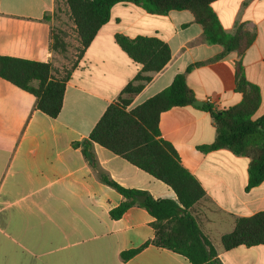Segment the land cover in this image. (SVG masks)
Segmentation results:
<instances>
[{
    "label": "crops",
    "instance_id": "0c3cea01",
    "mask_svg": "<svg viewBox=\"0 0 264 264\" xmlns=\"http://www.w3.org/2000/svg\"><path fill=\"white\" fill-rule=\"evenodd\" d=\"M55 0H0V56L51 64L54 75L62 55L53 51ZM228 33L240 28L255 33L244 53L223 57V47L209 45L190 10L149 14L133 3L111 9L90 46L70 68L63 108L54 119L37 109L36 97L0 78V264H191L183 255L152 243L154 218L133 206L120 219L110 211L125 198L100 179L105 173L125 189L155 200H174L162 181L108 149L93 144L98 167L75 147L91 131L122 90L140 72L116 42L158 38L171 59L134 98L128 110L168 88L176 75L187 74L196 101L211 98L214 109L239 105L236 67L258 87L261 103L253 119L264 115V0H217L211 4ZM61 72V71H59ZM161 138L176 150L182 166L194 175L206 196L193 206L204 236L222 264H264V246L226 251L223 235L236 220L264 211V182L246 191L250 159L227 149L202 152L216 137L212 115L202 107L173 108L161 114ZM139 250L123 260L121 254Z\"/></svg>",
    "mask_w": 264,
    "mask_h": 264
},
{
    "label": "trees",
    "instance_id": "16d2710c",
    "mask_svg": "<svg viewBox=\"0 0 264 264\" xmlns=\"http://www.w3.org/2000/svg\"><path fill=\"white\" fill-rule=\"evenodd\" d=\"M63 1L70 9L81 45L80 56L90 46L98 31L111 17V9L118 3L128 2L142 7L149 14H167L170 11L190 10L204 29L209 45L223 47V57L233 51L244 53L255 40V33L240 28L228 33L222 27L211 4L217 0H55ZM52 49L66 52L60 36L53 33ZM127 55L142 67L127 84L119 97L109 105L104 115L91 131L82 146L83 155L95 168L98 162L90 151L93 144L113 152L134 166L168 185L176 194L174 200H155L145 192L125 189L105 173L100 179L117 190L124 198L118 207L110 211L113 219H120L133 206L146 209L154 218L155 238L152 243L185 256L191 264H222L212 243L204 236L197 219L190 210L205 198L206 193L197 178L185 169L175 148L161 138L159 122L161 114L173 108L194 106L193 89L187 83V74L175 76L172 84L132 110H128L134 98L159 73L171 59L169 46L158 38L123 35L115 37ZM0 78L36 97L37 109L56 119L62 111L63 100L70 72L64 77L54 75L51 64L26 59L0 56ZM236 88L243 95L239 105L217 110L205 103L215 123L216 137L210 145L200 147L208 153L227 149L237 156L250 159L246 191L264 182V115L253 119L261 103L258 87L250 84L241 63L236 67ZM138 196H146L139 202ZM226 251L237 247L264 246V211L236 220L234 230L221 238ZM139 250L121 254L123 260L133 257Z\"/></svg>",
    "mask_w": 264,
    "mask_h": 264
},
{
    "label": "rangeland",
    "instance_id": "374dc122",
    "mask_svg": "<svg viewBox=\"0 0 264 264\" xmlns=\"http://www.w3.org/2000/svg\"><path fill=\"white\" fill-rule=\"evenodd\" d=\"M51 17L53 19V33L60 36L66 45V52L59 53L63 60H61L62 68H59L57 73L59 77H64L79 58L81 45L70 9L65 2H57Z\"/></svg>",
    "mask_w": 264,
    "mask_h": 264
},
{
    "label": "water",
    "instance_id": "95a60500",
    "mask_svg": "<svg viewBox=\"0 0 264 264\" xmlns=\"http://www.w3.org/2000/svg\"><path fill=\"white\" fill-rule=\"evenodd\" d=\"M205 105V103L201 102V101H195L194 102V106L196 107H203ZM139 202H144L146 200V196H138L137 197Z\"/></svg>",
    "mask_w": 264,
    "mask_h": 264
},
{
    "label": "built area",
    "instance_id": "2783aa9c",
    "mask_svg": "<svg viewBox=\"0 0 264 264\" xmlns=\"http://www.w3.org/2000/svg\"><path fill=\"white\" fill-rule=\"evenodd\" d=\"M207 103L211 104L212 106H214L215 102L211 99V98H208L206 100Z\"/></svg>",
    "mask_w": 264,
    "mask_h": 264
}]
</instances>
